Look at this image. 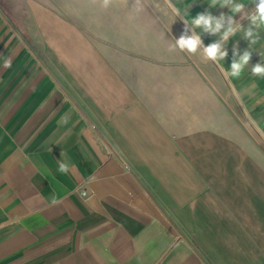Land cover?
Masks as SVG:
<instances>
[{"label": "crops", "instance_id": "obj_1", "mask_svg": "<svg viewBox=\"0 0 264 264\" xmlns=\"http://www.w3.org/2000/svg\"><path fill=\"white\" fill-rule=\"evenodd\" d=\"M170 1L182 10L192 4L193 17L208 7L207 0ZM221 11L230 14L227 8L212 9L214 15ZM217 38L202 34L205 45ZM233 44L241 52L248 47L241 37L232 38L221 62L225 68ZM253 50L238 79H226L217 67L228 88L224 101L233 95L264 139V78L250 71L264 63V31ZM5 60L10 66L4 67ZM74 79L68 78L82 84ZM114 83L120 86L117 79ZM67 86L0 12V264H210L189 236L208 222L209 208L210 216L215 209L225 222L222 227L216 221L217 228L230 237L234 232L232 262L264 264V180L239 170L237 152L198 140L197 145H117L114 133L99 124L102 118L88 114ZM125 96L121 106L138 105L131 92ZM137 149L142 157L132 152ZM165 149L172 151L171 163L158 160ZM209 151H217V162ZM60 162L70 170L60 172ZM150 166L164 176L150 178Z\"/></svg>", "mask_w": 264, "mask_h": 264}, {"label": "rangeland", "instance_id": "obj_2", "mask_svg": "<svg viewBox=\"0 0 264 264\" xmlns=\"http://www.w3.org/2000/svg\"><path fill=\"white\" fill-rule=\"evenodd\" d=\"M133 4L129 0L125 7L117 0L103 9L93 0H0V12L22 32L24 43L35 48L44 66L55 77L67 79L76 102L88 114L102 118L99 124L114 133L117 145H197V140L229 145L232 153L237 152L239 170L264 180V139L243 116L233 95L224 101L228 88L217 65L200 52L190 55L169 50L184 23L180 17L175 20L165 0H146L139 14ZM78 77L81 85L68 80ZM116 79L118 88L113 85ZM103 82L106 84L100 86ZM129 92L138 105L127 110L121 104ZM132 152L142 157L140 149ZM158 152V160L171 163L172 151ZM211 152L207 155L213 159L219 155ZM225 154L223 163L228 160ZM149 169L153 171L150 178L164 176L156 166ZM162 182L159 185L166 184ZM210 212L209 208L208 222L189 236L210 264H234L232 250L228 252L230 245L235 248L234 232L230 237L224 228H217L216 221L222 227L225 222L215 209L211 216ZM209 221H215V227Z\"/></svg>", "mask_w": 264, "mask_h": 264}, {"label": "clouds", "instance_id": "obj_3", "mask_svg": "<svg viewBox=\"0 0 264 264\" xmlns=\"http://www.w3.org/2000/svg\"><path fill=\"white\" fill-rule=\"evenodd\" d=\"M116 2L117 0H93V3H98L103 9H109ZM119 2L125 7L129 4V0H119ZM165 2L172 8L175 20L180 17L184 23L183 32L178 38H172L174 44L169 50L179 49L190 55L200 52L205 60L211 61L221 68L226 79H238L250 65L254 52L253 46L260 41L261 33L264 31V0H207L208 7L203 12H198L194 17L189 11L192 4L182 10L172 5L170 0H165ZM145 3L146 0H134V12L137 14L142 12ZM248 3L254 5L250 10L246 8ZM217 7L227 8L230 14L221 11L219 15H214L212 9ZM244 21H247L246 27ZM202 34L218 38L205 45ZM234 37H241L247 41L248 47L241 52L238 44H233V58L230 67L225 68L221 62H224L228 57L227 45ZM8 66H10V61L5 60L4 67ZM250 71L252 76L264 78V63L260 61L251 65ZM67 120V116L62 117V122L66 123ZM69 170L70 167L67 163H59L60 172Z\"/></svg>", "mask_w": 264, "mask_h": 264}, {"label": "built area", "instance_id": "obj_4", "mask_svg": "<svg viewBox=\"0 0 264 264\" xmlns=\"http://www.w3.org/2000/svg\"><path fill=\"white\" fill-rule=\"evenodd\" d=\"M82 196H84V197L87 196V192L83 191Z\"/></svg>", "mask_w": 264, "mask_h": 264}]
</instances>
